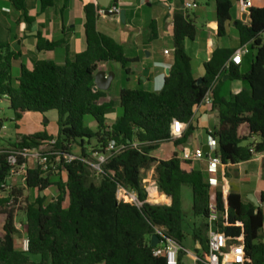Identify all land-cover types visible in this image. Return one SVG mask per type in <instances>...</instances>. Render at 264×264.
Returning <instances> with one entry per match:
<instances>
[{
	"label": "trees",
	"instance_id": "16d2710c",
	"mask_svg": "<svg viewBox=\"0 0 264 264\" xmlns=\"http://www.w3.org/2000/svg\"><path fill=\"white\" fill-rule=\"evenodd\" d=\"M40 11L55 6V0H37ZM177 6L173 12L174 62L163 88L159 92L142 88H123L120 92L121 113L112 124L107 115L114 111L113 100L100 103L107 92L95 90L94 75L100 63H120L127 74L133 59L125 55L124 47L113 37L97 29L98 0L84 5V36L86 49L73 58L67 57L59 64L52 60L38 59L31 68L20 63L19 75L13 77V61L18 52L7 42L0 41V99H7L14 119L37 112L45 115L51 110L58 114V132L47 131L22 135L11 148L0 149V264H167L164 257L154 253L151 236L156 228H164L170 237L183 247L185 238L183 222L184 185H190L193 193L194 215L203 217L209 230L211 204L215 206L219 231L230 237V243L244 245V264H264V215L253 202L243 201L233 190L212 189L208 177L200 169L184 170L176 153L169 159H158L153 152L163 143L182 145L195 128L192 126L196 108L210 91L211 108L217 111L219 125L209 135L218 142L215 155L223 164L239 163L264 151V6L251 7L250 21H237L240 44H248L252 52L250 69L239 72V65L226 64L234 54L231 48H216L204 63L205 74L197 83L192 57L186 51L185 42L193 40L197 26L187 10L184 0H173ZM217 14L219 36L226 32L236 0H213ZM22 13V19L30 25L34 17L29 14L27 0H8ZM157 38L152 27L148 41ZM63 41H41L40 50H53ZM228 80H242L244 87L237 93L224 94ZM87 116L95 122V128L85 123ZM179 120L184 128L176 138L171 136V124ZM247 125L249 134L239 135V128ZM253 135L258 142L243 145ZM54 139V149L61 153L59 171L65 174L58 181L54 173L44 174L39 169H28L25 187L38 191L25 206L24 232L29 238V251L16 246L19 228L15 222V209L7 202L14 196V203L22 195V188L13 186L8 197L1 196V185L10 174L6 161L12 150L36 148ZM111 141L116 150L101 164L100 181L91 180V166L87 163L94 153H105ZM75 146L80 153H74ZM119 148V149H118ZM253 150V152H252ZM65 154L75 155L65 162ZM207 154V153H206ZM21 162L22 159L19 158ZM155 165L159 190L171 196V204H152L147 201L148 192L143 184L142 169ZM56 186L58 193L48 199L47 189ZM119 187L136 193L140 205L120 201ZM42 193L44 196H42ZM156 189L152 197H158ZM165 198V195L162 196ZM264 200V197H263ZM241 238V239H240ZM207 242L208 236H200ZM205 256L208 249L205 248ZM32 255H39L33 261ZM180 261L185 257L183 248Z\"/></svg>",
	"mask_w": 264,
	"mask_h": 264
},
{
	"label": "crops",
	"instance_id": "0c3cea01",
	"mask_svg": "<svg viewBox=\"0 0 264 264\" xmlns=\"http://www.w3.org/2000/svg\"><path fill=\"white\" fill-rule=\"evenodd\" d=\"M90 1L91 0H55L54 7H49L41 12L39 1L27 0L29 14L34 17V21L28 25L22 19V13L20 11L15 10L16 12L13 16L10 15L14 8L10 5L8 0H0V3H3L0 9V27L1 30L5 31V33L0 35V41L9 43L12 46V49L18 52L19 58L15 60V62L19 65L20 63H23L28 68H31L33 62L38 59L52 60L56 63L62 64L67 57L73 58L77 53L86 49L84 36V5ZM196 1L199 5L195 10H200L201 12L190 15L189 10L187 11L191 19L194 20L196 26L198 21L200 19L202 20L203 27H205L204 32H207V36H199V29L197 26V34L195 38L193 40H187L185 42V48L188 53V50H190V52H194L195 56H197L198 70L195 71L193 63L194 57L189 53L192 57V66L196 76L202 78L205 74L204 63L210 59L216 48H231L236 51L241 46L239 32L236 27L237 21L249 23L250 14L247 13L246 18H244L245 12L240 9V4L236 0L232 17L226 23V32L223 36H219L217 31L215 2L213 0H204L207 5V8H205L201 6V0ZM113 2H116L119 11L125 9V22L120 20L119 11L114 14H99L97 19V29L121 43L124 47L125 55L134 61L128 65L130 73L127 74L124 72L125 74H122L121 77H119L117 91L112 93L110 91L113 82L116 79L115 74L109 90L106 91L108 93L105 98L108 100H105L104 102L113 100L108 97L110 94H118L120 96V92L123 88H142L144 90L159 92L163 88L164 80L166 76H168V70L171 69L174 62L173 12L177 6L176 2L173 0H112L109 7L112 6ZM253 5L256 7H262L264 6V1L253 0ZM209 14L210 17L206 19L205 16ZM13 24H16L18 27V32L15 34L11 33ZM152 27L157 32V38L153 41H148ZM230 28H236L237 34L231 35L229 33ZM226 36L230 37L232 41L231 45L223 44L222 37ZM46 40H60L63 41V45L50 51L38 49L37 44ZM202 40H205L206 43ZM248 47L249 52L243 56L242 63L238 66L241 74L247 72L251 67L253 56L249 45ZM111 63L112 62L100 63L98 70H105L106 72L112 71ZM122 70L124 71V69ZM228 79L229 76L228 78H226V76L224 77V81H226L223 89L224 94L237 93L244 87L242 80ZM3 100H6L9 105L7 99H0V101ZM40 115H42L41 117L44 116L43 114ZM115 119H108V123L112 124ZM2 125L3 129H6L3 120ZM218 125L217 111L212 109L210 105L200 104L195 110L192 122V126L195 128L192 137L184 144L178 146H175L171 142L163 143L161 147L166 146L168 148L167 157L157 156L154 154L155 151L153 152V155L158 159H169L174 153L180 157L184 150L194 151L197 148H206L207 154L204 159L182 160L183 169L187 171H190L191 169H200L206 174L208 180L212 177L216 178L217 184H212V189L233 190L239 193L245 202L250 201L254 203L253 199L256 198L259 201V208L264 215V151L256 153L247 161L235 164L222 163L219 165L218 172L216 173H210L207 171L206 159L209 155V133L214 128H217ZM37 128L39 129L29 131L17 127L16 135L20 138L22 135L43 131L40 127ZM50 134L55 135L53 133ZM248 134V126L246 124L242 125L239 128V135L247 136ZM4 135L5 132L1 130L0 136ZM258 141H260V138L257 135H253L249 140L244 141L243 145ZM143 171L144 169H142V172ZM151 171L152 172H148L143 178L144 186L148 181L147 178H152L153 172L155 173V166ZM63 175L65 177L64 173ZM145 188L148 192V202L152 204H171V196L159 191L156 180L153 188L157 190L159 194L158 197H152L148 188ZM164 195L165 198H162ZM208 223L209 229H211L210 218L208 219ZM200 236H202V234L195 230V245L193 250L183 245L182 248L186 255V261L192 262L194 257L203 256L205 254V248L208 249L207 242L200 240ZM261 236L264 239V227L261 231Z\"/></svg>",
	"mask_w": 264,
	"mask_h": 264
},
{
	"label": "built area",
	"instance_id": "2783aa9c",
	"mask_svg": "<svg viewBox=\"0 0 264 264\" xmlns=\"http://www.w3.org/2000/svg\"><path fill=\"white\" fill-rule=\"evenodd\" d=\"M240 4V9L247 13L248 9L253 6V0H237ZM198 2L196 0H184L183 8L185 10L196 9L198 7ZM106 10H109L112 14L114 12H118L119 8L117 6H110L108 8H101L99 10L100 15L107 14ZM249 52V47L247 44L241 45L231 56L227 64L226 68L229 67L230 63H234L235 65H240L243 60V56ZM212 102V96L210 91L206 93L202 102L200 104L210 105ZM3 129L2 119H0V131ZM184 128L182 123L174 119L171 124V136L176 138L180 136L183 132ZM55 140L52 139L49 142L43 143L39 147L36 148H23L21 150H12L8 153L6 161L10 165V174L6 181L1 185V196L8 197V194L12 191V185L10 184L11 178H22L25 180L28 169H39L44 174L48 173H57L59 171V165L61 159V153L54 149ZM208 146H209V155L207 157V171L210 173L218 172L219 165L222 164V160L218 155H215L218 148V142L213 136H209L208 138ZM117 147L114 141H111L108 145L107 151L105 153H94L97 155L98 164L95 165L88 160L87 163L90 166H94L98 169V172H101V164L106 161V159L110 156L112 150H116ZM119 149V148H118ZM253 152V150H252ZM206 152L203 148H197L194 151H186L184 150L179 157L181 160H202L205 158ZM19 158L22 161H19ZM65 162H71L76 158L75 155L65 154L63 156ZM210 185L217 184L216 178L209 179ZM117 198L120 201L131 202L137 205H140L138 198L136 195H133L130 190L119 187L117 191ZM7 205L11 208L14 205V196H12ZM212 213L210 216V222L212 220L217 221V213L215 210V206L211 204ZM17 226V224H16ZM18 227V226H17ZM159 236V243L155 246L154 253L157 256L164 257L167 264H244V245L242 242H237L235 244H231L230 237L226 236V234L222 231L213 232L209 229L208 232V253L205 256L194 257L192 262H184L186 259V255L184 260L180 261V251L182 247L172 238L165 237L164 228L157 227L156 232ZM241 239V238H240ZM29 238L24 233L21 241L20 248L27 252L29 251Z\"/></svg>",
	"mask_w": 264,
	"mask_h": 264
},
{
	"label": "rangeland",
	"instance_id": "374dc122",
	"mask_svg": "<svg viewBox=\"0 0 264 264\" xmlns=\"http://www.w3.org/2000/svg\"><path fill=\"white\" fill-rule=\"evenodd\" d=\"M264 1V0H261ZM201 6L207 8V5L204 0L200 1ZM3 3H0V9L1 5ZM236 4V1H235ZM15 9L13 12L10 13L11 16L15 13ZM200 10H195V9H190L189 13L190 15H193L194 13H200ZM210 17V14L205 16L206 19ZM13 18V17H12ZM198 26V34L199 36H207V32H204L203 27V22L200 19L197 23ZM11 33L15 34L18 32V27L16 24L12 25L11 28ZM2 33H5L4 30H1L0 27V35ZM229 33L231 35H236L237 34V29L236 28H230ZM264 37V33L262 34ZM1 39V38H0ZM205 42V40H202ZM223 44L225 45H231L232 41L229 36L222 37ZM206 43V42H205ZM191 53L194 63V70H198V58L195 56L194 52ZM112 71L116 74V79L113 82V86L111 88L112 93H115L117 91V86H118V80L121 75L125 74V70L123 71L122 68L118 65V63H111ZM20 71V65L13 61V77L16 78L19 75ZM143 79V77H142ZM136 80V79H135ZM133 80V81H135ZM136 85V84H134ZM225 91V90H224ZM108 93V92H107ZM109 98L113 99L115 102V109L114 111L110 112L107 117L109 119H115L120 113H121V107H120V96L118 94L116 95H111L108 96ZM105 100H108L105 97H102L99 102H104ZM41 113H28L25 116H23L19 120L14 119V113L13 110L10 109L8 102L6 100L0 101V119L3 120V124L6 126V129H1L3 132H5L4 136H0V149L3 148H11V144L14 143L15 141L19 140L20 138L16 135L17 127H20L22 130L27 129L29 131H32L33 129H39L37 127H40L43 129V131H47L49 133L57 134L59 126H58V114L57 111L51 110L47 112L43 117L40 115ZM13 119V120H12ZM85 123L89 125L92 128H95V123L94 120L92 119L91 116H87L85 119ZM1 132V131H0ZM36 133V132H33ZM31 133V134H33ZM17 136V137H16ZM74 153L79 154L80 153V148L78 146H75L74 148ZM168 153V148L166 146H162L159 150L155 151L154 154L157 156L161 157H167ZM90 160L93 164L97 165L98 164V158L97 155L92 154L90 157ZM155 165H151L149 167L144 168V171L142 172L143 178L147 175L148 172H152L153 167ZM60 178H64L63 174H54L52 179L54 181H58ZM91 180L95 181L98 183L100 181V173L98 172V169L95 168L94 166H91V175H90ZM148 181L145 183V187L148 188L149 192L153 189L155 186V180L156 176L155 173L153 172L152 178H147ZM10 184L12 186H17L22 188V195L20 198H18V201L14 203L12 206L16 211H15V222L19 228V232L16 235V246L17 248L20 247V241L24 235V221H25V206H26V201L33 200L38 191L35 189H28L25 187V180L22 178H11ZM160 191V190H159ZM47 194H48V199L50 200L52 197L57 195L58 189L56 186L50 187L47 189ZM133 195H136L135 192L130 191ZM137 196V195H136ZM182 196H183V212H184V222H183V229H184V234L185 238L183 240V245L189 249H194L195 245V238H194V232L195 230L202 234V237L204 236L205 238L208 235V230L204 227L205 219L201 216H196L193 213L192 206H193V193H192V188L190 185H184L183 190H182ZM156 200V199H155ZM31 259L33 261H39L40 256L39 255H32Z\"/></svg>",
	"mask_w": 264,
	"mask_h": 264
},
{
	"label": "water",
	"instance_id": "95a60500",
	"mask_svg": "<svg viewBox=\"0 0 264 264\" xmlns=\"http://www.w3.org/2000/svg\"><path fill=\"white\" fill-rule=\"evenodd\" d=\"M111 1L112 0H98L99 4L101 6H103L104 8H108ZM112 6H117L116 2H113ZM106 13L112 14L111 12H109V10H106ZM114 13H118V12H114ZM247 13H249V14L251 13V8L248 9ZM247 13L244 14V18H246ZM119 15H120V20L122 22H125V9H121L119 11ZM118 64L120 65V63H118ZM169 71L170 70H168V74H169ZM114 77H115V73L113 71L106 72L105 70H98L94 75V83H95L94 89L95 90L100 89L103 91L109 90ZM226 78H228V76H226ZM201 81H202V78H199L197 83L199 84V83H201ZM204 150H205V152H207L206 148H204ZM42 196H44L43 193H42ZM253 201L256 205V212H258L260 209L259 208L260 207L259 201L256 198H254ZM210 226H211V231H213V232L218 231V226H217L216 220H212L210 222ZM158 243H159V236L157 234H153L151 236V245L156 246ZM185 262H186V260H185Z\"/></svg>",
	"mask_w": 264,
	"mask_h": 264
},
{
	"label": "bare ground",
	"instance_id": "6f19581e",
	"mask_svg": "<svg viewBox=\"0 0 264 264\" xmlns=\"http://www.w3.org/2000/svg\"><path fill=\"white\" fill-rule=\"evenodd\" d=\"M162 201V200H161Z\"/></svg>",
	"mask_w": 264,
	"mask_h": 264
}]
</instances>
